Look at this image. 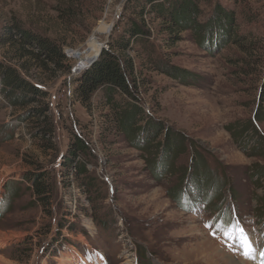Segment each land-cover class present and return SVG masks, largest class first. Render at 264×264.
<instances>
[{"label": "rangeland", "instance_id": "374dc122", "mask_svg": "<svg viewBox=\"0 0 264 264\" xmlns=\"http://www.w3.org/2000/svg\"><path fill=\"white\" fill-rule=\"evenodd\" d=\"M203 1L199 24L214 25L205 35L188 30L173 44L153 15L148 42L130 53L138 98L162 129L146 145L147 136L131 140L106 125L98 100L90 115L74 98V81L97 45L103 51L122 36L134 0H0V31L20 20L61 45L72 66L30 72L50 98L49 149L0 98V264H264V147L252 131L239 135L260 106L264 0ZM6 50L0 45V60L12 57ZM75 136L89 148L93 186L65 166ZM34 173L53 185L50 207L28 190Z\"/></svg>", "mask_w": 264, "mask_h": 264}, {"label": "trees", "instance_id": "16d2710c", "mask_svg": "<svg viewBox=\"0 0 264 264\" xmlns=\"http://www.w3.org/2000/svg\"><path fill=\"white\" fill-rule=\"evenodd\" d=\"M134 1L135 4L131 9L134 11V16L126 22L122 36L112 41L74 81V98L77 104L86 109L90 115L93 114L95 100H98L97 103L101 109H108L109 117L105 122L106 125L114 123V129L131 140L138 141L143 134L147 136L145 144L149 145L160 137L162 129L148 121L151 112L145 110L138 98V66L130 55L131 51L136 52L135 45L139 42L145 41V44L148 42L145 40L149 34L146 26L153 15L161 19L162 30L173 44L180 41L179 35L185 31L190 30L198 35H205L209 29H213L214 25L204 28L199 24L200 12L197 4H202L203 0L177 1L179 2L177 4H183L177 9L176 4L170 3V0ZM221 1L224 2V0ZM222 17L225 23L227 21L229 25L233 23V15L223 14ZM222 25L219 21L218 27ZM0 45L12 55L10 60H0V98L5 106L24 113L23 122L33 127L35 139L43 142V147L47 144L49 149L51 139L56 132L49 105L50 98L47 92L30 81V72L32 68H36L55 76L58 72L70 74L72 72L70 60L61 45L26 29L22 21L15 18L3 25L0 31ZM259 103L252 129L242 128L239 135L245 138L252 131L250 135L255 136L258 144L264 147L263 135H259L257 127V124L263 121L260 110L261 104H264V84ZM106 130L110 131V128L106 126ZM172 136L169 134L168 142ZM175 142L177 143L178 139H175ZM182 146L183 144L179 143L173 150L177 152ZM142 150H145L144 146ZM88 151L86 142L81 137L75 136V140L68 143L64 157L65 166L74 169L78 179L88 182L86 187L89 184L91 186L96 184L92 179L88 181L87 178L89 169L85 157ZM28 183V190L32 192L33 197L39 200L43 207H50L53 185L47 180L46 174H30Z\"/></svg>", "mask_w": 264, "mask_h": 264}, {"label": "bare ground", "instance_id": "6f19581e", "mask_svg": "<svg viewBox=\"0 0 264 264\" xmlns=\"http://www.w3.org/2000/svg\"><path fill=\"white\" fill-rule=\"evenodd\" d=\"M95 45V43H93L92 42V46H94ZM90 47V46H89ZM90 49V48H89ZM102 48L100 47V45H97L96 46V52L94 53V55L87 61V64H86V67H88L93 61H95L97 58H98V56H99V54L101 53V50ZM101 50V51H100ZM90 51V50H89ZM88 54V53H87ZM91 54V53H90ZM85 61V60H84ZM85 66V65H84ZM85 67V68H86ZM84 68V69H85ZM0 242H1V239H0ZM235 261V260H234ZM125 264H128L127 262H125ZM234 264H242L241 262H236V263H234Z\"/></svg>", "mask_w": 264, "mask_h": 264}, {"label": "snow or ice", "instance_id": "6c2138e0", "mask_svg": "<svg viewBox=\"0 0 264 264\" xmlns=\"http://www.w3.org/2000/svg\"><path fill=\"white\" fill-rule=\"evenodd\" d=\"M254 251L255 249L251 246V243L249 242L247 245V250L244 252V255L246 256V258H254V256L252 255ZM262 255H264V253H262Z\"/></svg>", "mask_w": 264, "mask_h": 264}, {"label": "water", "instance_id": "95a60500", "mask_svg": "<svg viewBox=\"0 0 264 264\" xmlns=\"http://www.w3.org/2000/svg\"><path fill=\"white\" fill-rule=\"evenodd\" d=\"M101 52H102V51H101ZM100 54H101V53H100ZM100 54H99V56H100ZM99 56H98V57H99Z\"/></svg>", "mask_w": 264, "mask_h": 264}, {"label": "built area", "instance_id": "2783aa9c", "mask_svg": "<svg viewBox=\"0 0 264 264\" xmlns=\"http://www.w3.org/2000/svg\"><path fill=\"white\" fill-rule=\"evenodd\" d=\"M87 68V67H86Z\"/></svg>", "mask_w": 264, "mask_h": 264}]
</instances>
